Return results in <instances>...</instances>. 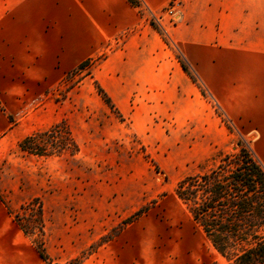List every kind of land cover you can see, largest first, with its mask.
I'll return each instance as SVG.
<instances>
[{
	"label": "rangeland",
	"instance_id": "1",
	"mask_svg": "<svg viewBox=\"0 0 264 264\" xmlns=\"http://www.w3.org/2000/svg\"><path fill=\"white\" fill-rule=\"evenodd\" d=\"M141 12L163 30L157 19L168 14L164 8ZM120 41L106 43L45 95H31L23 135L0 144V197L31 225V253L40 247L46 264H228L175 186L240 144L256 156L259 129L247 123L249 113H226L202 90L198 105L166 83L123 78V65L107 60ZM55 124L56 132L40 137L44 154L19 147ZM28 202L41 209L42 231L35 212L20 209Z\"/></svg>",
	"mask_w": 264,
	"mask_h": 264
},
{
	"label": "crops",
	"instance_id": "2",
	"mask_svg": "<svg viewBox=\"0 0 264 264\" xmlns=\"http://www.w3.org/2000/svg\"><path fill=\"white\" fill-rule=\"evenodd\" d=\"M169 1L0 0V144L23 135L31 95H45L106 43L122 39L107 60L123 65V78L166 83L198 105L202 87L224 112L249 113L264 166V0H182L174 14L157 19L168 44L141 10L158 15ZM31 252L0 197V264H31V254L46 264Z\"/></svg>",
	"mask_w": 264,
	"mask_h": 264
},
{
	"label": "trees",
	"instance_id": "3",
	"mask_svg": "<svg viewBox=\"0 0 264 264\" xmlns=\"http://www.w3.org/2000/svg\"><path fill=\"white\" fill-rule=\"evenodd\" d=\"M139 5V0H129ZM149 23L166 42L169 36L151 19ZM180 59V58H179ZM181 65L194 82L197 80L188 66ZM90 59L80 63L81 68ZM97 90L111 105L109 96L97 85ZM203 93L204 88L201 87ZM58 124L46 130L35 131L24 137L19 147L32 154H44L45 147L40 137L56 132ZM63 148V145H59ZM175 194L185 204L192 220L202 230L213 248L227 260L228 264H264V166L246 145H239L234 153L222 156L216 166L208 171L185 176L175 186ZM34 203L20 206L31 208ZM41 228V209H30ZM17 226L25 235H30L31 225L26 226L18 212L12 213ZM35 221V220H34ZM44 259L42 250L37 248Z\"/></svg>",
	"mask_w": 264,
	"mask_h": 264
},
{
	"label": "built area",
	"instance_id": "4",
	"mask_svg": "<svg viewBox=\"0 0 264 264\" xmlns=\"http://www.w3.org/2000/svg\"><path fill=\"white\" fill-rule=\"evenodd\" d=\"M182 0H170L168 4L164 7L165 13L170 15L174 14V10L181 3Z\"/></svg>",
	"mask_w": 264,
	"mask_h": 264
}]
</instances>
